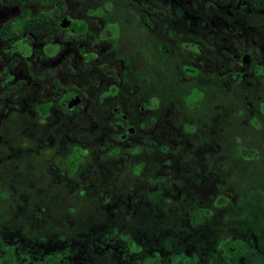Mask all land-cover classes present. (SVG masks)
Returning <instances> with one entry per match:
<instances>
[{
	"label": "flooded vegetation",
	"instance_id": "1",
	"mask_svg": "<svg viewBox=\"0 0 264 264\" xmlns=\"http://www.w3.org/2000/svg\"><path fill=\"white\" fill-rule=\"evenodd\" d=\"M0 264H264V0H0Z\"/></svg>",
	"mask_w": 264,
	"mask_h": 264
}]
</instances>
